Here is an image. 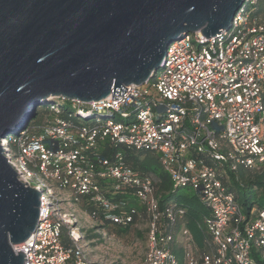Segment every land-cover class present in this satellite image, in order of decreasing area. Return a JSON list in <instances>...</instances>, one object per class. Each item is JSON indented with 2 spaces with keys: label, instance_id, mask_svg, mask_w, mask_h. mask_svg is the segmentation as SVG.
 I'll list each match as a JSON object with an SVG mask.
<instances>
[{
  "label": "built area",
  "instance_id": "built-area-1",
  "mask_svg": "<svg viewBox=\"0 0 264 264\" xmlns=\"http://www.w3.org/2000/svg\"><path fill=\"white\" fill-rule=\"evenodd\" d=\"M259 1L245 0L231 27L215 36L196 31L171 41L154 77L127 85L119 99L75 100L68 112L52 103L43 123L30 120L10 138L9 162L40 192L37 229L14 246L26 264H105L90 244L108 224L144 225L142 264H181L174 248L184 264L264 260V208L248 216L224 179L241 166L264 165ZM126 150L158 154L174 191L196 189L209 212L197 222L201 243L185 219L188 208L162 203L152 177L128 162Z\"/></svg>",
  "mask_w": 264,
  "mask_h": 264
},
{
  "label": "water",
  "instance_id": "water-1",
  "mask_svg": "<svg viewBox=\"0 0 264 264\" xmlns=\"http://www.w3.org/2000/svg\"><path fill=\"white\" fill-rule=\"evenodd\" d=\"M245 0H0V138L54 98L89 103L164 65L171 41L229 29ZM40 192L19 178L0 141V264L37 229Z\"/></svg>",
  "mask_w": 264,
  "mask_h": 264
},
{
  "label": "trees",
  "instance_id": "trees-1",
  "mask_svg": "<svg viewBox=\"0 0 264 264\" xmlns=\"http://www.w3.org/2000/svg\"><path fill=\"white\" fill-rule=\"evenodd\" d=\"M258 10L260 11L259 7ZM69 101L74 103L71 100ZM52 103H55L58 107L63 108L66 112L72 110L60 105L58 102H56V98L51 99L46 103L47 108L45 110V119L43 120V122L46 120V117L50 113ZM38 109L39 106L37 108V114ZM8 136H5L4 138H8ZM8 142H10V139H8ZM126 158L129 163L145 171L152 177L156 189V194L157 196H159L162 203L168 201H176L173 198L176 196L177 191L173 190L171 177L163 169L158 154L149 150H143L139 155L126 152ZM228 176V178L224 177V179H226V182L232 187V189H234L237 199L240 201L241 205L243 206L244 212L248 216L250 215V211L254 206L264 208V206L261 205V201L264 200V165L253 168L241 166L237 171L229 172ZM180 199L181 198H178L177 202L188 208L187 218L185 219H187L189 227L192 229V232L194 233L196 238H201L202 233L197 226V222L202 221V218L209 214L208 210L205 207L198 208L195 205L188 202H183ZM106 229L108 230V232L126 234L131 230V226L119 227L118 225L108 224ZM138 234L140 236H143V234H145L146 236V228H143V233L138 232ZM174 252L179 257L180 263L184 264L185 261L183 257V251L174 248ZM257 261V264H264V260L260 259L259 257H257Z\"/></svg>",
  "mask_w": 264,
  "mask_h": 264
},
{
  "label": "rangeland",
  "instance_id": "rangeland-1",
  "mask_svg": "<svg viewBox=\"0 0 264 264\" xmlns=\"http://www.w3.org/2000/svg\"><path fill=\"white\" fill-rule=\"evenodd\" d=\"M258 7L260 11L264 9V0L259 1ZM56 102L72 110L77 108L76 104L63 98H56ZM46 108L47 104H42L39 106L38 114L32 119V123L40 124L43 122L45 119ZM8 135V138H4L7 141L11 137L15 136V133H10ZM2 139L3 137L0 138V141H2ZM126 152L139 155L142 151L126 150ZM178 198H181V201L193 204L198 208H204V205L198 198L196 189L193 187H182L177 190L176 196L173 199L178 201ZM261 205L264 206V200L261 201ZM81 206V202L75 205V207L78 208ZM143 228H145L144 225L138 224L131 226V230L126 234L112 233L108 232L106 229L107 231L105 236H103L101 233L95 235V238H93L90 244L92 256L96 259L102 260L105 264H141L142 258L145 254L146 236L145 234L140 236L138 232L143 233ZM88 234L89 237L94 236L92 233H90V231ZM197 240L199 243L202 242V238H197Z\"/></svg>",
  "mask_w": 264,
  "mask_h": 264
},
{
  "label": "bare ground",
  "instance_id": "bare-ground-1",
  "mask_svg": "<svg viewBox=\"0 0 264 264\" xmlns=\"http://www.w3.org/2000/svg\"><path fill=\"white\" fill-rule=\"evenodd\" d=\"M1 143L6 144V145H4V148L8 149V146H7L8 141L2 139Z\"/></svg>",
  "mask_w": 264,
  "mask_h": 264
},
{
  "label": "crops",
  "instance_id": "crops-1",
  "mask_svg": "<svg viewBox=\"0 0 264 264\" xmlns=\"http://www.w3.org/2000/svg\"><path fill=\"white\" fill-rule=\"evenodd\" d=\"M65 243H69V240L65 237L64 238Z\"/></svg>",
  "mask_w": 264,
  "mask_h": 264
}]
</instances>
